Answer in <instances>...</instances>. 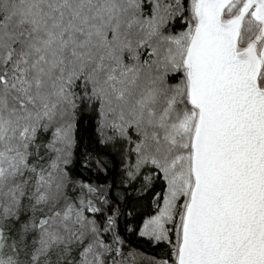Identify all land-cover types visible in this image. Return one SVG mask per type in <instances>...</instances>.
<instances>
[{
    "label": "snow or ice",
    "instance_id": "obj_1",
    "mask_svg": "<svg viewBox=\"0 0 264 264\" xmlns=\"http://www.w3.org/2000/svg\"><path fill=\"white\" fill-rule=\"evenodd\" d=\"M0 264H264V0H0Z\"/></svg>",
    "mask_w": 264,
    "mask_h": 264
}]
</instances>
